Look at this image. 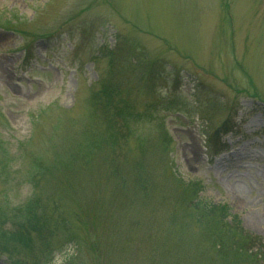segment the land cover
Returning a JSON list of instances; mask_svg holds the SVG:
<instances>
[{"label": "rangeland", "instance_id": "1", "mask_svg": "<svg viewBox=\"0 0 264 264\" xmlns=\"http://www.w3.org/2000/svg\"><path fill=\"white\" fill-rule=\"evenodd\" d=\"M105 83L135 114L124 158L94 98ZM225 126L221 152L206 149ZM142 150L148 200L130 172ZM172 173L264 241V0H0V221L53 193L81 221L103 205L101 258L76 225L78 249L61 248L71 264H203L194 228L183 239L199 247L172 251L183 211Z\"/></svg>", "mask_w": 264, "mask_h": 264}, {"label": "trees", "instance_id": "2", "mask_svg": "<svg viewBox=\"0 0 264 264\" xmlns=\"http://www.w3.org/2000/svg\"><path fill=\"white\" fill-rule=\"evenodd\" d=\"M111 85L103 84L94 98L101 106L105 127H109L108 141L114 147L119 146V154L124 158L130 136L128 124L134 112L126 99L119 96L120 87L116 84ZM226 128L225 126L217 130L210 137L211 140L209 139L206 149L215 151V154L221 152L219 148L222 149V147L217 139L222 135V130ZM160 129L163 135L162 142L164 139V144L170 143L167 131L161 126ZM166 151H170V147ZM143 152L144 150L140 152L139 159L134 162L130 172L134 187L144 199L148 200L151 192L156 189V185L145 170L146 166L143 163L145 152ZM37 164L38 167H42L41 164ZM110 165L107 167V179L111 180L121 191L126 181L120 169L114 165L113 159ZM40 171L42 175L45 173L43 169ZM172 177L180 191V199L178 198L177 203L183 208L181 215L176 214L173 217L179 220L180 224L178 238L181 239L172 250L178 253V257L190 252L191 244H197L196 240L191 242L183 239L186 238V229L190 227L196 229L198 237L209 244L208 250L204 252L205 255L202 254L205 259L203 264H264V241L260 237L243 230L239 218L231 214L227 206L208 205L198 201V194L202 190L200 184L184 183L174 173ZM36 179L37 176L32 178L34 187L37 184ZM119 183L125 185L120 187ZM162 198L166 200L167 196L162 193ZM168 199L172 201L171 197ZM102 209L103 205L98 204L94 219L81 221L68 217L66 208L61 204L57 195L53 193H47L41 197L34 195L28 204L24 207L13 208L10 215L4 216L0 221V225L3 226L0 230V255L5 257L7 264H52L55 253L60 252L65 244L71 245L74 250L78 249L77 232L79 230L77 226H79L83 228L86 235H89L90 240L87 243L89 251L99 259L103 251L98 237L95 236V230L104 212ZM133 223L135 227L139 224L138 221ZM197 246L199 247L198 244ZM152 250H150L148 259L156 263L157 257H152ZM73 260L74 258L70 259L67 264H71Z\"/></svg>", "mask_w": 264, "mask_h": 264}, {"label": "clouds", "instance_id": "3", "mask_svg": "<svg viewBox=\"0 0 264 264\" xmlns=\"http://www.w3.org/2000/svg\"><path fill=\"white\" fill-rule=\"evenodd\" d=\"M73 254L74 250L71 248L58 252L54 257L53 264H67L68 259Z\"/></svg>", "mask_w": 264, "mask_h": 264}]
</instances>
